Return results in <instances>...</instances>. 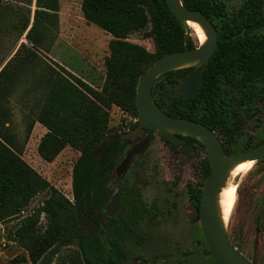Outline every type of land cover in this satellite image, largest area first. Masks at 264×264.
<instances>
[{
	"label": "trees",
	"instance_id": "16d2710c",
	"mask_svg": "<svg viewBox=\"0 0 264 264\" xmlns=\"http://www.w3.org/2000/svg\"><path fill=\"white\" fill-rule=\"evenodd\" d=\"M184 1L188 9L198 10L214 22L218 29L216 50L206 66L204 85L196 97L187 100L176 89V84L191 69L163 75L165 81L156 86L153 83L152 96L167 114L202 123L216 132L226 150L233 147L239 135L244 121L241 116L254 112L255 106L264 101L262 1L245 0L232 13L214 0ZM27 5L31 6L32 0ZM80 10L87 24L111 36L100 89L58 64H49L42 56L50 50L47 43L57 39L59 0H35L32 15L30 9L23 12L21 8H10L9 16L5 15L7 10L0 0V28L7 26L9 32L16 31L18 41L25 39L0 70V223L18 219L37 195L45 193L43 201L29 210L15 231L14 239L26 253L7 264H41L50 250L70 240L72 232L78 245L73 255L81 264H125L121 241L129 232L133 235V228L150 213L137 192L124 189L122 205H130V220L123 219L118 224L110 219L98 234L89 237L77 225L73 203L83 198L84 212L95 221L103 215L112 193L111 169L124 148L119 139L106 137L109 110L116 106L137 118L139 76L162 56L184 50L183 31L165 0H81ZM142 31H148L146 35L153 39L155 52L129 41L131 35ZM187 44L188 49L195 47L190 37ZM21 84H30L32 91L39 94L34 122L46 129L37 145L39 157L52 163L66 147L79 152L72 169L73 202L50 185L15 149L9 110L3 105ZM137 125L138 122L132 128ZM31 128L32 125L28 131ZM263 142L264 138L256 144L248 139L242 148ZM186 143L198 145L189 138ZM209 172L206 158L201 162L200 184H187L196 214ZM42 217L44 226L40 222ZM258 227L264 229L261 217ZM70 260L74 261L72 257Z\"/></svg>",
	"mask_w": 264,
	"mask_h": 264
},
{
	"label": "rangeland",
	"instance_id": "374dc122",
	"mask_svg": "<svg viewBox=\"0 0 264 264\" xmlns=\"http://www.w3.org/2000/svg\"><path fill=\"white\" fill-rule=\"evenodd\" d=\"M27 1L3 0V6L7 10L5 15L9 16L10 8H21L23 12L30 9L32 15L35 0H32L31 6L27 5ZM214 1L224 4L226 11L232 13L245 0ZM59 3L57 39L53 43H47L50 50L42 53V56L49 64L61 63L63 65L60 66L100 89L105 77L104 60L109 54L108 43L111 36L86 23L80 10L81 0H59ZM262 15L264 16V8ZM147 32L133 34L129 41L153 53L155 45L153 39L146 35ZM261 32L264 33V30ZM190 38L195 46L199 44L193 33ZM21 43H25V39L18 41L16 31L9 32L7 26L0 28V70L14 56ZM163 81V77H159L154 86ZM38 100L39 94L32 91L30 84H21L3 105L9 110L11 132L16 137L15 149L50 185L73 202L72 169L79 152L66 147L52 163L39 157L37 145L42 132L41 127H35L34 122ZM255 108L254 112L241 116L244 121L233 147L229 150L241 149L248 139L256 144L264 138V101ZM134 119L119 107L112 106L109 110L107 137L120 136L127 132L126 124ZM30 125L32 128L28 131ZM205 159V151L198 147L172 148L156 135L148 150L133 161L120 180L112 178V195H121L123 187L128 188L138 192V197L150 210V214L133 228L134 235L126 237L122 243L125 264H213L204 251L206 247L199 234V222L194 221L195 210L186 188L188 183L194 186L200 184L199 164ZM236 184V202L226 223L230 241L248 260L264 264V229L260 230L258 227L260 217L264 226V162H255L250 172L238 177ZM44 198L45 193L37 195L29 210L38 206ZM117 215L118 220L130 218L128 205H120ZM40 222L44 226L45 219L42 217ZM99 222L107 224L108 217L103 214L99 217ZM20 223L21 221L15 219L0 227V264H7L13 258L26 253L14 239ZM69 235L70 240L50 250L41 264H81L73 255L78 247L75 233ZM3 241L6 242L5 246H2ZM71 257L74 261L70 260Z\"/></svg>",
	"mask_w": 264,
	"mask_h": 264
},
{
	"label": "water",
	"instance_id": "95a60500",
	"mask_svg": "<svg viewBox=\"0 0 264 264\" xmlns=\"http://www.w3.org/2000/svg\"><path fill=\"white\" fill-rule=\"evenodd\" d=\"M165 3L183 31L184 50L162 56L139 76L135 101L139 126L124 137L136 136L142 128L148 130V135L127 152L116 168V176L122 175L135 155L144 152L156 131L174 145H184L181 137L196 140L205 148L210 165L209 175L202 188L199 209L200 229L207 250L214 264H253L231 244L226 225L221 219L218 196L234 167L245 161H264V142L246 151L229 155L224 151L217 134L207 126L190 119L171 116L156 104L152 96L153 83L168 72L182 69L191 71L180 79L176 89L187 100L196 97L203 86L206 66L218 43L217 28L202 12L188 9L184 0H165ZM189 22L196 23L206 36L204 44H198L192 49H188L187 44L192 33ZM73 205L78 227L86 229L89 237L96 235L100 226L84 212L83 198L76 200ZM118 209L119 196L116 194L106 206L107 216L112 218Z\"/></svg>",
	"mask_w": 264,
	"mask_h": 264
},
{
	"label": "flooded vegetation",
	"instance_id": "af4514ba",
	"mask_svg": "<svg viewBox=\"0 0 264 264\" xmlns=\"http://www.w3.org/2000/svg\"><path fill=\"white\" fill-rule=\"evenodd\" d=\"M262 1V6H263V0H261ZM243 4V3H242ZM263 8H264V6H263ZM239 9V8H238ZM263 11V10H262ZM211 20V19H210ZM212 21V20H211ZM213 22V21H212ZM213 24H214V22H213ZM215 25V24H214ZM216 27V26H215ZM218 30V29H217ZM264 30V29H263ZM191 71V70H190ZM203 85H204V81H203ZM202 88H203V86H202ZM202 88H201V90H202ZM201 90H200V92H201ZM199 92V93H200ZM138 122V119L137 118H135L134 120H132V121H129L127 124H126V131L127 132H125V133H123V134H121L120 136H111V137H108V138H112V139H119L120 141H121V144H124V148H123V153H122V155L119 157V158H116L115 159V165L113 166V168L111 169V174H112V178L113 177H115V179L116 180H120V178H122V176L128 171V169H129V167L132 165V163H133V161L137 158V157H139V156H141L142 154H144L147 150H148V148L151 146V144H152V142L154 141V139H155V136L156 135H158L167 145H169V146H171L172 148H176V147H180L181 149H189V148H194V147H198L200 150H202L201 149V147L199 146V142H198V145H196V144H192V145H187V143H186V138H188V137H181L183 140H184V145H174V144H172V143H169L168 141H166L160 134H159V132H155L154 133V135H153V139L150 141V144L148 145V147L144 150V152L143 153H140V154H137V155H135L134 156V158L132 159V161H131V163H130V165L128 166V168L122 173V175L120 176V177H117L116 176V168L121 164V162L124 160V158L126 157V154H127V152L132 148V147H134L135 145H137V144H139L140 142H142L143 140H144V138L148 135V130L147 129H145V128H142L141 129V131L136 135V136H133V137H124L126 134H128V133H130V132H132V131H134V130H136L137 128H138V126H139V122H138V125L137 126H135V127H133L132 128V126L134 125V124H136ZM216 133V132H215ZM217 134V133H216ZM218 136V135H217ZM107 137V136H106ZM219 137V136H218ZM189 139H191V138H189ZM220 139V138H219ZM193 140V139H192ZM196 141V140H195ZM197 142V141H196ZM220 142H221V140H220ZM201 145V144H200ZM221 145H222V142H221ZM203 146V145H202ZM223 147V149H224V151L226 152V151H229V153H227V154H229V155H233V154H237V153H240V152H243V151H246V150H248V149H251V148H248V149H238V150H229V148H226V150H225V146H222ZM255 147V146H254ZM128 148V149H127ZM253 148V147H252ZM127 149V150H126ZM205 149V148H204ZM205 154H206V158H207V160H208V157H207V153H206V151H205ZM209 163V162H208ZM199 166H200V171H201V162H200V164H199ZM200 174V173H199ZM112 180V179H111ZM111 180H110V183H111ZM110 183H109V187H110ZM189 184V183H188ZM190 184H192V183H190ZM193 185V184H192ZM204 185V184H203ZM194 186V185H193ZM186 188H187V185H186ZM203 188V187H202ZM111 189V188H110ZM128 190V191H132V190H129L128 188H125V187H123V189H122V193H124L123 192V190ZM202 192V191H201ZM138 193V192H137ZM118 195L119 196V209H120V205H122V199H121V195L120 194H118V193H115V194H113L112 195V193H111V196L109 197V199H108V201H107V204L105 205V207H104V211H103V214H105L106 216H107V214H106V206L109 204V202H110V200H111V198L114 196V195ZM139 195V194H138ZM73 201H74V199H73ZM83 201H84V199H83ZM74 203H75V201H74ZM73 203V204H74ZM127 205H128V207L130 208V205L127 203ZM192 206H193V204H192ZM194 208V207H193ZM119 209H118V211H119ZM147 209V208H146ZM200 209V208H199ZM149 210V209H148ZM118 211H117V213H118ZM150 211V210H149ZM117 213L112 217V218H110V217H108V221L110 220V219H115V221H116V223H118V224H120V222H121V220H123V219H121V220H118V217H119V215H117ZM150 214V213H149ZM88 216V215H87ZM116 216H118V217H116ZM90 217V216H89ZM91 218V217H90ZM93 219V218H92ZM94 220V219H93ZM124 220H126V221H128V220H130V218H128V219H124ZM95 221V220H94ZM194 221L195 222H199V212H198V214H196V212H195V218H194ZM96 223H97V225L98 226H100V230H101V227L103 226V224H100V222H99V219L97 220V221H95ZM119 228H121L122 229V227H119ZM82 229V228H81ZM83 230H85L86 231V229H83ZM100 232V231H99ZM98 232V233H99ZM199 234H200V236H201V240L204 242V239H203V237H202V234H201V229H200V222H199ZM86 233H87V231H86ZM97 233V234H98ZM130 233H132V232H129L125 237H124V239L127 237H129L130 238V236L132 235V234H130ZM88 235V234H87ZM134 235V234H133ZM95 236V235H94ZM229 236V235H228ZM124 239H122V241H121V245H122V243H123V241H124ZM229 240H230V238H229ZM231 242V241H230ZM232 244V243H231ZM196 245V244H195ZM204 245H205V242H204ZM123 247V246H122ZM205 247H206V245H205ZM197 248H198V242H197ZM236 248V247H235ZM204 251L207 253L208 252V250H207V247L206 248H204ZM209 253V252H208ZM207 253V255L211 258V256H210V254H208ZM211 260H212V258H211ZM212 262H213V260H212ZM213 264H214V262H213Z\"/></svg>",
	"mask_w": 264,
	"mask_h": 264
},
{
	"label": "bare ground",
	"instance_id": "6f19581e",
	"mask_svg": "<svg viewBox=\"0 0 264 264\" xmlns=\"http://www.w3.org/2000/svg\"><path fill=\"white\" fill-rule=\"evenodd\" d=\"M188 26L190 27L192 33L198 38L199 45L204 44V42L206 41V36L203 30L196 23L193 22H189ZM254 163V161H245L234 167L228 175L226 184L219 193L218 206L220 210L221 219L224 225H226L228 219L230 218L236 202V180L238 179V177L250 172L254 166Z\"/></svg>",
	"mask_w": 264,
	"mask_h": 264
},
{
	"label": "built area",
	"instance_id": "2783aa9c",
	"mask_svg": "<svg viewBox=\"0 0 264 264\" xmlns=\"http://www.w3.org/2000/svg\"><path fill=\"white\" fill-rule=\"evenodd\" d=\"M29 214V209L28 210H25V211H22L20 213V215H18V221L20 222L21 220H23L27 215ZM6 242H2V246H5Z\"/></svg>",
	"mask_w": 264,
	"mask_h": 264
},
{
	"label": "crops",
	"instance_id": "0c3cea01",
	"mask_svg": "<svg viewBox=\"0 0 264 264\" xmlns=\"http://www.w3.org/2000/svg\"><path fill=\"white\" fill-rule=\"evenodd\" d=\"M81 5V4H80ZM59 65H63V64H61V63H58ZM65 68V67H64ZM66 70H67V68H65ZM37 125H39L41 128V132H42V136L45 134V132H46V129L43 127V126H41L39 123H37L36 122V125H35V127H37ZM0 227H2V223H0Z\"/></svg>",
	"mask_w": 264,
	"mask_h": 264
}]
</instances>
